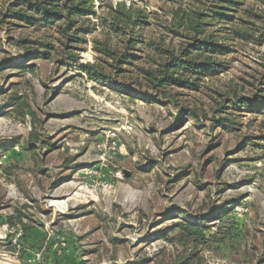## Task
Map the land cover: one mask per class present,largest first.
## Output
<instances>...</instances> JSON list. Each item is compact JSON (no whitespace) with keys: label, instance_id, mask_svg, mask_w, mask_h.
<instances>
[{"label":"rangeland","instance_id":"rangeland-1","mask_svg":"<svg viewBox=\"0 0 264 264\" xmlns=\"http://www.w3.org/2000/svg\"><path fill=\"white\" fill-rule=\"evenodd\" d=\"M12 1L0 0V253L23 264H147L161 248L183 250L166 237L199 220L207 234H227L200 247L204 264H264V111L229 109L236 125L224 131L212 113L195 121L170 98L124 88L123 77L90 78L78 64L99 56L92 38L105 32L106 0H88L95 12L81 21L92 32L75 43L73 60L63 61L58 24L48 32L56 48L40 57L46 30L15 10L5 16ZM112 1L160 16L149 18L150 34L173 8ZM243 6L239 16L245 6L264 9ZM237 45L204 83L225 86L258 68L264 44ZM189 97L199 108L210 101L205 92Z\"/></svg>","mask_w":264,"mask_h":264},{"label":"trees","instance_id":"trees-1","mask_svg":"<svg viewBox=\"0 0 264 264\" xmlns=\"http://www.w3.org/2000/svg\"><path fill=\"white\" fill-rule=\"evenodd\" d=\"M244 1L207 0L189 6L185 0H170L171 17L160 21L163 29L158 34L147 31L151 25L149 18L161 19L157 14H151L134 1H102L101 5L109 9L107 16L102 17L105 32L101 38H92L99 56L95 62L79 63L78 67L97 81L118 83L116 77H123L126 89L147 97L170 98V104L195 121L201 122V115L210 112L215 126L232 131L236 123L229 118V109L241 112L256 107L264 111V52L258 68L225 86L214 83L210 86L204 80L223 72L224 55L237 50L238 43L242 46L250 42L264 44V9L245 6L239 16L238 6L244 7ZM254 2L264 4V0ZM5 10V16L15 10L19 20L44 28L48 38L49 29L58 24L63 35L59 39L61 56L66 64L76 57L75 43L86 42V36L92 32L90 24L81 18L95 12L88 0H15ZM218 23L222 26L218 27ZM42 40L45 44L44 50L38 49L40 57L50 58L55 42L50 38ZM199 92L207 93L210 98L201 108L193 102L196 97H189ZM253 141L257 143L254 138ZM176 226H181L182 232L166 238L174 244L178 241L184 249L175 248L171 252L161 248L152 259H147V264H204L200 247L212 241L221 243L227 235L207 234L210 226L199 220ZM8 236L11 241L12 234Z\"/></svg>","mask_w":264,"mask_h":264},{"label":"bare ground","instance_id":"bare-ground-1","mask_svg":"<svg viewBox=\"0 0 264 264\" xmlns=\"http://www.w3.org/2000/svg\"><path fill=\"white\" fill-rule=\"evenodd\" d=\"M0 255H3L0 253ZM0 258V264H17V260H15L12 256L7 255L6 258Z\"/></svg>","mask_w":264,"mask_h":264},{"label":"water","instance_id":"water-1","mask_svg":"<svg viewBox=\"0 0 264 264\" xmlns=\"http://www.w3.org/2000/svg\"><path fill=\"white\" fill-rule=\"evenodd\" d=\"M6 256H7L6 254H3V255H0V258H3V259H4V258H6ZM3 259H2V260H3ZM16 263H17V264H23V263L20 262V261H17ZM112 264H113V263H112Z\"/></svg>","mask_w":264,"mask_h":264}]
</instances>
